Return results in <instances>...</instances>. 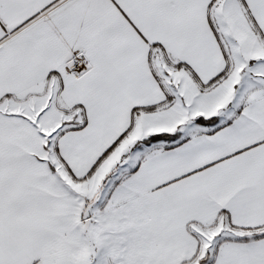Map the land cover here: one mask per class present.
Returning a JSON list of instances; mask_svg holds the SVG:
<instances>
[{
	"label": "snow or ice",
	"instance_id": "obj_1",
	"mask_svg": "<svg viewBox=\"0 0 264 264\" xmlns=\"http://www.w3.org/2000/svg\"><path fill=\"white\" fill-rule=\"evenodd\" d=\"M0 264H264V0H0Z\"/></svg>",
	"mask_w": 264,
	"mask_h": 264
}]
</instances>
